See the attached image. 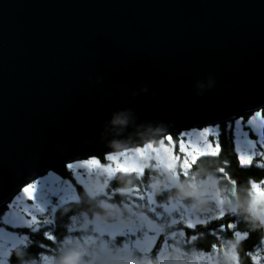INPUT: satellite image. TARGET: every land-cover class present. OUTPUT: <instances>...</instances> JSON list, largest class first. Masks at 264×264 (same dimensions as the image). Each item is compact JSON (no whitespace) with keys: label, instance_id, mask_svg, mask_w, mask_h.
Here are the masks:
<instances>
[{"label":"water","instance_id":"95a60500","mask_svg":"<svg viewBox=\"0 0 264 264\" xmlns=\"http://www.w3.org/2000/svg\"><path fill=\"white\" fill-rule=\"evenodd\" d=\"M263 107L264 0H0V207L113 140L124 150ZM126 108L141 127L117 135L106 121Z\"/></svg>","mask_w":264,"mask_h":264},{"label":"clouds","instance_id":"9594fccd","mask_svg":"<svg viewBox=\"0 0 264 264\" xmlns=\"http://www.w3.org/2000/svg\"><path fill=\"white\" fill-rule=\"evenodd\" d=\"M207 81L197 80L194 84L196 95L203 97L206 91L213 89L216 85V80L212 74H207ZM103 80V77L100 78ZM99 82V81H98ZM149 92V87L146 83L141 84L138 90H133L131 95L133 98L140 94ZM155 98L156 92L151 93ZM137 117L134 111L130 108L114 111L111 114L106 125H110L117 130V135H122L123 131L127 130L130 124L141 127L136 123ZM155 131V129H154ZM166 129H161L154 139L165 134ZM123 146L120 140H113L110 144L113 152L119 151ZM209 160H217V157H208ZM145 170L149 169V165H143ZM228 164H223L218 167L197 168L192 175L185 174V178L180 180L174 177V174L157 173L150 175L145 181L151 189L150 195L155 198L164 191L174 188L173 199L177 201L187 200L190 202V210L199 214L206 219H201L199 225H205L207 221L225 216L237 217L243 220L246 229L244 231L236 230V222H229L226 225V230L232 231L231 237H217L218 242L211 244L208 250L192 246L185 252L183 249L178 250L166 259L160 258L158 255L154 260L149 259L143 264H255L252 252L254 250L245 249V241L250 238L251 233L260 234V244L264 245V199H257L253 195L252 185L254 183L264 182L257 181L255 178H248L247 184H241L238 179L233 178L227 171ZM143 179V176L140 177ZM118 187L115 189L117 195L128 198L138 190V185L132 178L117 180ZM122 185V186H120ZM244 189L243 197L240 190ZM104 191V183L99 177L93 178L85 188L86 194L92 200L99 193ZM101 209L100 212L94 213V218L91 223L100 221H109L115 218L119 221L116 227L124 225V214L131 211L127 205L113 204L107 201H100L97 205ZM225 228L224 225L221 226ZM192 228V227H189ZM181 235L185 236L182 232ZM201 237L203 233L199 234ZM45 237L49 239L47 234ZM198 239L197 236H192L189 243L192 244ZM50 240V239H49ZM28 244L19 243L12 250L17 258V264H89L86 257L88 249L77 243L66 249L58 252L56 256H48L44 252L37 253L35 256L26 251ZM96 264H141L137 259L117 260L111 258H101L96 261Z\"/></svg>","mask_w":264,"mask_h":264},{"label":"rangeland","instance_id":"374dc122","mask_svg":"<svg viewBox=\"0 0 264 264\" xmlns=\"http://www.w3.org/2000/svg\"><path fill=\"white\" fill-rule=\"evenodd\" d=\"M256 112L257 111L251 112L250 115L245 120L241 117L234 118L231 120L234 148L237 157L239 156L241 150H244L243 149L244 142L240 138V131L236 127V122L241 121L244 123L245 131H249L248 139L258 140V135L255 132H251L246 124L247 120L251 118ZM205 129H211L213 132H219V128L217 124L204 125L201 127H194L179 131V135L176 140L184 139L186 134L198 133ZM169 135L162 136L157 144L148 142L124 150H120L117 152L102 154L103 155L102 158L97 156H92L87 159L75 160L70 163H67V168L70 169V171L72 172V178L74 179V182L81 185L84 189L87 187L90 180L96 177H99L101 182L104 183V189H105L106 182L110 178V176L107 173H105L103 170L97 169L95 171L89 172L87 169H82L79 167L70 168L69 165H79L93 158L101 161L102 164H109L111 162L107 161L106 159V157L109 155H117L125 152H133L134 150L141 148L144 145H148L150 143L159 147L160 142ZM210 139L214 140L216 139V137H212ZM138 163H139V167L142 168V170L144 169L143 165L147 163L152 168L159 171V173L174 174V177L176 178H179L181 176L180 175L181 173L187 174L188 172V169L181 171L180 169H176V168L165 169L159 166L154 161V154L151 152L146 154L144 157H141ZM122 173H130V174L133 173L139 175L142 172H122ZM33 183H37L38 187H37L35 201H30L27 200L25 194L23 193V188ZM67 187L71 190V193H69ZM75 187L76 186L73 184V182L70 179L63 178L52 171H48L45 174L38 176L34 180L30 181L26 185L22 186L19 189V191L7 202V209L2 218L3 226L0 227L4 229L3 232H0V245L9 244L10 247L11 242L15 241L16 239L19 240V243L26 242L25 234H20L14 232L11 229H7L8 228L7 226L13 228L28 227L27 225L22 223L24 219H28V216L25 215L23 212L24 208H27L29 205L35 202V203H39L45 209L43 214L39 212H34V214L38 217L39 222L37 225L31 228H36L39 226V224H41L40 218H43L44 221L45 214L51 215L53 211L56 209V207L60 206L63 202L72 199L76 196ZM150 192L151 189L149 188L147 194L151 197L149 199V202L152 204V208H154V206L158 207L159 202H157L154 198H152ZM161 205L162 208L169 214L166 220L160 218L157 215H156L157 219H153V218L151 219L150 217L146 216L143 213L135 212L132 210L124 214L125 223L124 225H120L119 227L115 226L119 224L118 220H114L113 222H105L102 220L97 223H91L90 221L93 220L94 215L91 217L80 216V217L72 218L71 228H77V229L81 228L80 231L82 232L84 229L86 230V228L89 227V229H91L92 231L91 234L99 235L98 239L101 236L105 235L115 240L120 237L121 242L119 244H116L114 247L109 242L108 245L107 241L101 238L98 241L99 245H97V249L94 250L92 249L94 242L92 243L91 241L95 239V236H90L91 234H87V235L79 234L81 239H79L78 237L75 238L70 237L65 239L62 250L77 243L83 245L88 249L89 254L86 257V259L88 260L89 264H96V261L101 258L131 260L134 259V256L137 253H140L141 255L147 254L153 248V246L156 243V240L159 238L160 241L158 243L157 255H159L160 258L162 259H166L170 256V254L178 251V245L172 240V239L177 240L179 236L178 231L174 229V224L177 221V218L171 215L172 211L175 212L178 211L182 221H184V223L186 224H188L189 222L196 224L199 223L201 219L198 217L197 214H195L190 210V206L187 205L184 201H177L170 197L166 202H164ZM148 208L151 212H154L152 208L150 207ZM7 218L11 220L10 224H6L4 222L5 219ZM261 248L264 254V245H261Z\"/></svg>","mask_w":264,"mask_h":264},{"label":"trees","instance_id":"16d2710c","mask_svg":"<svg viewBox=\"0 0 264 264\" xmlns=\"http://www.w3.org/2000/svg\"><path fill=\"white\" fill-rule=\"evenodd\" d=\"M264 111V107L259 110ZM250 115V113H246L245 115H242L241 118L244 120ZM232 121H225L220 124H217L219 128V135L218 140L221 145V154L219 155V159L217 160H209L208 157L213 156H207L204 158H201L200 160L194 161L192 163V166L188 168L187 174L190 176L192 175L196 169L199 168H211V167H218L223 164H228L227 171L232 175L233 178L238 179V182L241 184H247L248 178H255L257 181L264 180V167H258L256 166V163L254 162L252 166L249 167H242L238 162V157L234 148V141H233V135H232ZM179 132H174L170 134L173 138V140H176L178 138ZM161 138V137H160ZM153 139L148 142H151L153 144H157L159 139ZM145 142V143H148ZM103 155H99L97 157L102 158ZM89 158V157H88ZM87 159V158H85ZM52 171L58 175H60L63 178L70 179L73 184L76 186V196L72 199H69L65 202H63L60 206L56 207V209L53 211L51 215L45 214V219L43 221V218H40L41 224H39L36 228L31 227H9L7 226V229H11L14 232L25 234L26 235V242L25 244H28L29 247H27L26 251L30 253L31 255L35 256L37 253L44 252L48 256H56L59 251L62 250L63 244L65 239L70 237H78L81 239L79 234H91V229L86 228L82 232L80 229L77 228H71V222L72 218L80 217V216H88L91 217L94 215V213L100 212L101 209L97 207L100 201H107L109 203L113 204H121V206L127 205L132 211L140 212L145 214L146 216L150 217L151 219H157V216H159L162 219H167L169 214L162 208V205L164 202H166L170 197L173 198L174 195V188H170L154 199L159 202V206L152 208V204L149 202V199L151 198L147 191L149 190V187L145 181L148 179L150 175H157L159 171L155 170L149 165V169L145 170L143 169L141 174H130V173H115L112 177H110L105 185V189L103 192L96 195V197L92 200L89 199V196L86 194L85 189L79 185L78 183L74 182V179L72 178V172L70 169L67 168V164L59 165L55 167ZM161 176L163 173H159ZM181 176L179 177L180 180H183L185 178V174L181 173ZM143 176V179L140 177ZM127 177H130L133 179V181L138 185V190L134 192V194L131 197L124 198L120 195H117L115 192V189L118 187L117 180H123ZM122 186V185H120ZM241 196L243 197L244 189L240 190ZM153 198V197H152ZM187 205L190 204L189 201L183 200ZM152 208L154 212H151L149 208ZM7 209V203L6 205H3L0 207V227L3 226L2 218L4 213ZM197 214V213H195ZM157 215V216H156ZM171 215L177 218V221L174 224V229H176L179 233V236L177 240L172 239L177 245L178 250L183 249L185 252L188 251V248L195 246L197 248H202L205 250H208L212 243L218 242L217 237H231L232 231L226 230V225L229 222H236L237 228L236 230L244 231L246 229V225L243 220L238 219L237 217L233 216H225L224 218L220 219H213L211 221H207L205 225H199V223L194 224V227L189 228L184 221H182L181 216L179 215L178 211H172ZM200 219H206V217H202L199 214H197ZM116 220L113 218L112 220L105 221V222H113ZM43 222V223H42ZM222 225L225 226V228L222 229ZM5 227V226H4ZM79 230V232H78ZM184 232L185 236L181 235V233ZM203 233L204 235L201 237L199 234ZM45 234L47 236H51L52 238L49 240L45 237ZM90 236H95V239L91 241L93 243L94 250L97 249V245H99L98 241L103 238L107 241V244L109 243L115 247L116 244H119L121 242V238L111 239L108 236H101L99 239V235L97 234H91ZM192 236H197L198 239L193 242L192 244L189 243V240ZM160 239L158 238L156 240L155 245L153 248L145 255H141L140 253H137L134 256V259H137L141 261V264L143 262L148 261L149 259H155L158 255V243ZM260 234L259 233H251V236L249 239L245 241V249L246 250H254L252 252L253 257L257 254L260 255V257H264L263 251L261 250L260 244ZM109 242V243H108ZM96 247V248H95ZM9 264H17V258L15 256L14 251L12 250L10 257H8ZM259 263L264 264V259H259ZM251 264V262H249Z\"/></svg>","mask_w":264,"mask_h":264},{"label":"snow or ice","instance_id":"6c2138e0","mask_svg":"<svg viewBox=\"0 0 264 264\" xmlns=\"http://www.w3.org/2000/svg\"><path fill=\"white\" fill-rule=\"evenodd\" d=\"M248 129L258 135V140L248 139L249 131H245V125L241 121L236 122V127L240 131V138L244 142L243 149L238 156V162L242 167L252 166L254 161L256 166L264 167V111H257L246 122ZM218 132H213L211 129H205L198 133L186 134L184 139L173 140L171 136L166 137L160 142L159 147L153 144L144 145L133 152H125L117 155H109L106 157L109 164H102L101 161L93 158L79 165H69L87 169L89 172L97 169L103 170L110 177L119 172H142L139 167V159L144 157L149 152L154 154V161L165 169H180L184 171L192 166L194 161L200 160L207 156L217 157L221 154V145L218 140ZM216 137V139H210ZM246 150V151H245ZM186 174V173H185ZM37 183L29 184L23 188L27 200L35 201L37 192ZM253 195L257 199H264V182L254 183L252 186ZM69 193L71 190L67 187ZM45 209L39 204L33 202L27 208L23 209L28 219L22 221L28 227H33L38 224V217L34 212L43 214ZM19 217V216H17ZM10 224L9 218L4 221ZM188 227H194V224L189 222ZM4 229L0 228V232ZM52 237L49 236V239ZM19 240L6 245H0V264H9L7 257H10L12 249L16 247ZM259 254L253 257L255 264H259Z\"/></svg>","mask_w":264,"mask_h":264},{"label":"flooded vegetation","instance_id":"af4514ba","mask_svg":"<svg viewBox=\"0 0 264 264\" xmlns=\"http://www.w3.org/2000/svg\"><path fill=\"white\" fill-rule=\"evenodd\" d=\"M259 111V110H258Z\"/></svg>","mask_w":264,"mask_h":264}]
</instances>
